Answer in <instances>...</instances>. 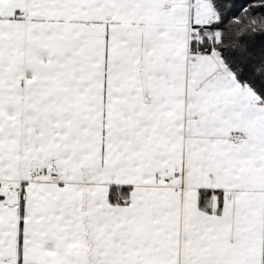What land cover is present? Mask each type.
I'll list each match as a JSON object with an SVG mask.
<instances>
[{
    "label": "snow or ice",
    "instance_id": "1",
    "mask_svg": "<svg viewBox=\"0 0 264 264\" xmlns=\"http://www.w3.org/2000/svg\"><path fill=\"white\" fill-rule=\"evenodd\" d=\"M0 264H264V0H0Z\"/></svg>",
    "mask_w": 264,
    "mask_h": 264
}]
</instances>
